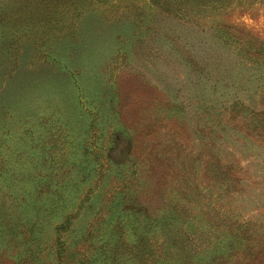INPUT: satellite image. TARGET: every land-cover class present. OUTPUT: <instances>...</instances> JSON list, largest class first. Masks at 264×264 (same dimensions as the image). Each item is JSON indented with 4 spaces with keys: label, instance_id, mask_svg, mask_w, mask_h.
Instances as JSON below:
<instances>
[{
    "label": "rangeland",
    "instance_id": "1",
    "mask_svg": "<svg viewBox=\"0 0 264 264\" xmlns=\"http://www.w3.org/2000/svg\"><path fill=\"white\" fill-rule=\"evenodd\" d=\"M0 264H264V0H0Z\"/></svg>",
    "mask_w": 264,
    "mask_h": 264
}]
</instances>
